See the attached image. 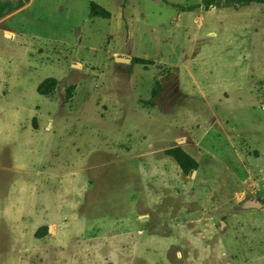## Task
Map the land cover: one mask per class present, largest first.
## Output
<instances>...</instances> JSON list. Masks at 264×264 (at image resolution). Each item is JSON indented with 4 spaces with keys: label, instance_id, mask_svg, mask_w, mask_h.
<instances>
[{
    "label": "rangeland",
    "instance_id": "obj_1",
    "mask_svg": "<svg viewBox=\"0 0 264 264\" xmlns=\"http://www.w3.org/2000/svg\"><path fill=\"white\" fill-rule=\"evenodd\" d=\"M198 1L0 0V264H264V2Z\"/></svg>",
    "mask_w": 264,
    "mask_h": 264
},
{
    "label": "trees",
    "instance_id": "obj_2",
    "mask_svg": "<svg viewBox=\"0 0 264 264\" xmlns=\"http://www.w3.org/2000/svg\"><path fill=\"white\" fill-rule=\"evenodd\" d=\"M215 0H199L198 2H195L193 4H187V5H179L181 9L183 10H193L201 5H209V4H212ZM237 2H244V1H256V2H264V0H235ZM90 14L91 15H94L95 14V11L91 8L90 10ZM49 79H45L43 80L40 85H39V90L44 93V92H47L46 90V83ZM175 157L177 159V161L179 162V164L181 166L184 167V162H185V158L187 157L181 150L177 151V153L175 152Z\"/></svg>",
    "mask_w": 264,
    "mask_h": 264
},
{
    "label": "water",
    "instance_id": "obj_3",
    "mask_svg": "<svg viewBox=\"0 0 264 264\" xmlns=\"http://www.w3.org/2000/svg\"><path fill=\"white\" fill-rule=\"evenodd\" d=\"M117 60L120 61H128V58H123V57H116ZM246 206L248 207H253V208H263V203L260 199L256 198V197H251L249 200L246 201Z\"/></svg>",
    "mask_w": 264,
    "mask_h": 264
}]
</instances>
